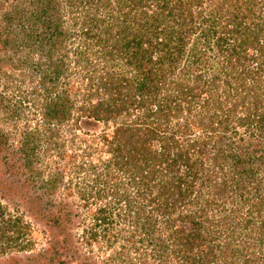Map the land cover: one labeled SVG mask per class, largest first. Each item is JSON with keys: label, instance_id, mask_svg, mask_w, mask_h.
<instances>
[{"label": "trees", "instance_id": "trees-1", "mask_svg": "<svg viewBox=\"0 0 264 264\" xmlns=\"http://www.w3.org/2000/svg\"><path fill=\"white\" fill-rule=\"evenodd\" d=\"M2 82L30 101L9 98ZM0 86L3 197L41 204L30 193L41 175L37 164L43 152L61 149L59 131L66 129L70 147L78 133L84 137L83 161L71 166L85 188L77 191L85 205L93 195L99 203L86 228L88 245L103 250L125 241L138 256L162 219L166 234L151 252L158 264H264V219L244 227L229 221L242 235L254 226L246 234L254 247L248 250L238 245L240 236L223 247L220 240L229 235L212 216L171 217L186 197L195 209L218 208L229 189L241 197L239 212L264 218V138H258L264 136V0H0ZM232 117L256 134L240 138L233 131L231 141L215 133L228 130ZM9 125L15 134L6 131ZM19 133V141L11 138ZM210 143L217 149L211 166L210 152L199 155ZM96 153L107 158L96 164ZM220 159L241 169L238 181L234 171L222 184L208 177ZM17 173V184L7 179ZM58 175L45 180L41 195L56 189ZM125 179L134 196L121 189ZM214 186L219 193L209 196ZM154 188L157 196L140 201ZM61 211L43 221L50 239L36 251L27 238L30 225L0 202V264H94L69 249ZM178 219L191 226L175 227ZM115 223L127 234L111 233ZM105 260L127 261L123 251Z\"/></svg>", "mask_w": 264, "mask_h": 264}, {"label": "rangeland", "instance_id": "rangeland-1", "mask_svg": "<svg viewBox=\"0 0 264 264\" xmlns=\"http://www.w3.org/2000/svg\"><path fill=\"white\" fill-rule=\"evenodd\" d=\"M24 70L25 71L29 70L28 73L31 72L28 66ZM32 79L36 80V77L30 78L28 82H31ZM25 82L27 83V80H25ZM2 85H6L9 87V89H7V94L9 98L14 95L15 97L20 96L22 99L26 101H30L28 96H25V94L22 95L23 91H16L14 86H10L9 83L5 84L4 82H2ZM3 87L4 86H0V89H2ZM24 113L25 114L23 116H26L27 108H25ZM23 116L21 115L22 118H24ZM27 122H28L27 120H23L18 123L20 132H21L22 126H25ZM230 122L231 124L228 127V130L219 132L220 130L218 129L215 131V133L218 132L217 134L219 135L222 134L223 137L227 136L226 139L228 140L230 139L231 141H233V139L231 138L233 136V131H239L240 136H241L240 138H245V137L249 138L253 130L247 131L245 127H241L237 123L238 120L236 119V117H232ZM31 127H29L30 129L28 128L27 130H31ZM215 128H216V125H215ZM6 131H9V132H12V134H15L14 128L11 125L8 126ZM66 131H67L66 129L65 130L62 129L59 131V133L61 134L60 136V139H61L60 142L62 143L60 145L61 149L56 148V149H52L51 151H45V153L43 152L41 154L42 158L39 159V162L37 164L39 172L41 171V175L38 178L34 179L33 184L35 186L33 187L32 191H30V193L32 194L31 196L33 197H37V198L41 197L42 199H39L41 201V204L39 203L35 205H31L30 203L28 204L29 198L27 196L23 197L21 195L15 194L11 197L9 196L5 198L0 194V202H2L7 207V211L10 212L11 214H16V216H19L24 222H27L30 225V229L27 233L28 234L27 238L33 239L34 247H32L31 250L35 249L37 251L39 247H43L44 245L48 244L50 236L49 234L44 232V230L46 231L48 229L46 225L43 223V221L49 220L51 218L50 212L52 213L54 209L57 210L58 207H60L62 210L61 212L62 213L65 212L67 214V220H65L64 224L66 226V229H65L66 234L67 235L71 234L69 237V244H68L69 249L75 254L77 258L83 259L84 261H87V262H92L94 264H106L105 259L107 258V256H109V254H112L115 252L117 254L118 251H123L124 260L126 259L127 261L122 262V264H158L159 259L153 257L151 255V252H153L154 250L152 244L153 243L156 244L155 239L156 238L158 239L162 233L166 234L165 231L163 232L162 229H160L161 227L165 226V222L163 223L162 219L159 220L160 222L158 225L159 228L157 229L156 234L155 235L154 233L152 234V237L154 238L153 240H151L152 243L149 241V239L146 242L144 241L143 245L140 247L141 249L139 250L138 256H136L135 254H132L134 251L131 253L129 252V247L131 245L130 244L125 245L127 243L125 241H120V243H115L112 248H104L103 250H99L98 244L88 245L86 241L87 239L85 238V234L87 232L86 228L93 227L94 221L91 220V215L95 211V209L99 206V203L94 202L95 200H94V195H93L92 198H90L89 201H87L90 206L88 204L85 205L84 201L81 198L80 192L77 191L79 186H82V185L79 184L81 181L78 179V175H75L71 171V166L73 163V159L76 160L75 165H78L79 163L83 161V159L80 158V154L82 151L78 149V146L84 145V142L82 141L84 137H82V135L78 133L77 139L73 145L74 146L73 148V147H70L71 146L69 142L70 137L66 133ZM108 132L110 131L108 130ZM253 132L255 133V131ZM209 133H214V131L209 132ZM19 135L20 133L18 134L17 137H11V138H14L15 141H19L20 140ZM219 135H217V137H219ZM258 138H264L262 132H260V135H258ZM208 142H209V139L207 138L206 143ZM14 145L16 146V142L13 144V146ZM62 145L64 146V148H62ZM200 148H202L201 145L199 149ZM62 150L64 154L62 153ZM64 151L67 153L65 154ZM202 152L203 153L199 155L210 152L209 155H207V159H208L207 161H209L208 163L209 165H210V162L213 163L214 157H210V156L211 154L213 155L217 154V149L215 148V146H213L210 143L206 147V151L202 149ZM91 158L93 159L94 163L97 164L99 162L98 159L100 160L101 158V161H103L107 157H104V155L102 156V153H96L92 155ZM215 162L217 164L215 165L213 170L209 172L208 177H212L213 180L216 181L218 184H222L227 179H229L231 176V172L233 171L235 173L234 174L235 177H233L234 179L236 178V180L238 181L239 177H241L240 176L241 169L236 167L233 164V162L230 161L229 163H226V162L221 161V159L216 160ZM55 173L59 174L58 180L56 183L57 184L56 189H54L49 195H46V194L41 195L44 192L43 188H41L42 184L45 182L46 179H49L51 176L55 175ZM20 178L22 177L17 173L13 179L12 178L11 179L7 178V179L12 180L15 184H17V181H19ZM69 183L70 185H68ZM127 183H128V180H126V182L123 183V187L121 189L123 191H127L132 196H134V193L136 191L135 186L127 185ZM86 185H89V184L86 182ZM67 188H70V189H67ZM81 189L82 191H84L85 188L81 187L79 188V191H81ZM220 189H222L221 186H220ZM227 191L229 192L228 197H220L221 201L217 202V204H220V207L218 208H216L215 205L212 204L209 206L203 205L202 206L203 210H198V209H195L193 206L188 205L187 203L189 200L188 197L186 198L183 197L184 200H181L179 202L177 209L175 210V212L172 214L171 217L174 219H177V218L181 219L184 217L185 220H189L188 217L189 218L195 217V220L201 221L202 217H199V216L205 215L210 218L212 216L214 220L221 221L224 224L223 226H221L220 231L225 235H229L228 239H223L222 241L220 240V243L224 245L223 247L228 245L226 243L230 241L232 242V237L240 236L237 241L238 245L242 247L246 246L248 247V250H252L254 248L250 244L252 240L250 239V237H247L248 235L246 234H248L249 230H252V232H254V226L248 224V227H245L248 229V231L247 232L244 231L242 235L241 233H239V230L237 232L233 230V227L229 221L235 220V222H237L238 220H240L243 222L241 223L243 224L242 227H244L246 224L244 222L246 220H263L264 219L262 217L263 214L260 216V218H256L255 217L256 215L254 214L249 215L247 211L245 210H241V212H239L240 206H241L240 195L238 194L239 196H237L236 193L233 194L231 191H229V189ZM218 193H219V186L212 187L210 189V193L208 192L209 196H214ZM223 193L227 194L226 191ZM146 194L147 196L145 197V200H143L142 198L140 199L139 197L140 201L142 200L144 203L150 202L152 196H157L158 191L157 189L154 188V190H152V195H149V190H147ZM149 205L148 204L146 205L147 210L151 209ZM42 207H44L45 210L48 209L46 212L49 211V214L45 215L46 212ZM84 216H86V218ZM174 225L175 227L176 226L177 227L191 226V224H189L188 221L182 222L179 219L177 221L175 220ZM118 228L121 229V234ZM130 231H131V228L129 227L128 232ZM126 232H127V228L124 225H117V224L113 227L111 231V233H115V234L117 233L120 235H126L127 234ZM255 232H256L255 236L257 237V235H259V231L257 230V228H255ZM262 232H264V228L261 227L260 233L264 235ZM140 237L143 238V236L139 235L137 240H139ZM131 258H134V259L131 262H129ZM172 261L170 263H172ZM116 262L117 261L115 262L109 261L108 264H116Z\"/></svg>", "mask_w": 264, "mask_h": 264}]
</instances>
